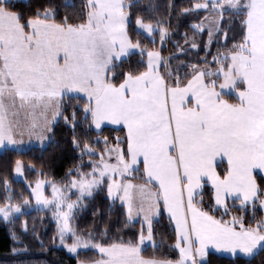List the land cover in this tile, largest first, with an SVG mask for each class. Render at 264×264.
<instances>
[{
  "label": "snow or ice",
  "instance_id": "6c2138e0",
  "mask_svg": "<svg viewBox=\"0 0 264 264\" xmlns=\"http://www.w3.org/2000/svg\"><path fill=\"white\" fill-rule=\"evenodd\" d=\"M136 6L137 0H85L75 21L68 14L58 21L51 0L36 7L30 0H0V149L20 151L25 137L43 146L59 118L71 128L81 162L88 157L87 167L69 169L66 183L42 179L46 174L37 171L34 184L27 183L31 199L21 195L16 201L4 178L8 194L0 219L14 222L33 202L37 211L51 209L59 242L77 264H209V249L250 261L264 252V218L255 219L257 206L264 209V0H202L181 9L214 14L191 25L194 34L207 27L205 50L214 34L225 40L211 62L189 63L183 74L171 70L159 50L133 40L130 17ZM29 7L31 12L23 10ZM63 7L75 4L64 0ZM225 13L242 25L231 47L221 23ZM134 22L152 44L157 33L165 41L163 21L136 14ZM190 47L198 48L195 35ZM133 55L140 58L135 66ZM65 98L80 104L70 116L64 114ZM81 123L98 134L92 143L81 144L76 132ZM108 125L123 137L101 135ZM14 172L26 180L20 159ZM104 190L125 208V227L138 219L135 239L101 241L73 226L85 199ZM233 209H251L253 221ZM165 213L174 225L170 247L176 258L145 257L142 245L151 241L158 247L153 224ZM22 227L28 230L27 221ZM88 249L97 255L81 260V250Z\"/></svg>",
  "mask_w": 264,
  "mask_h": 264
},
{
  "label": "trees",
  "instance_id": "16d2710c",
  "mask_svg": "<svg viewBox=\"0 0 264 264\" xmlns=\"http://www.w3.org/2000/svg\"><path fill=\"white\" fill-rule=\"evenodd\" d=\"M14 3L16 0L13 1ZM49 0H30L32 7L41 4H47ZM74 9H65L63 7L64 0H51L53 7L56 9L59 21L65 14H68L70 20L75 21V18L84 11L85 0H73ZM195 2L202 0H137V6L132 9L130 20V35L133 40H140L142 44L149 48H155L161 52L162 58L166 59L171 66V70L179 69L181 74L190 71L186 67L189 63H202L203 60L211 62L212 56L219 50H224L223 45L225 40L222 34H215L214 39L205 50V44L208 41L207 29L203 33L194 34L191 25L198 23L205 15L213 16V13H206L203 10L192 11L188 14H182L181 9L191 8ZM149 6H152L150 8ZM32 7L23 9L26 12H31ZM139 14L145 20L151 19L154 22L161 20L168 28V34L165 41L161 42L159 34L155 35L156 43L152 44L151 40L145 34H138L135 25V15ZM222 26L227 30V47H231L234 41H239L242 36V25L238 17H230L225 13ZM185 34L189 37L188 42H185ZM195 35L198 44L197 49L190 47L191 38ZM219 36V42L216 37ZM177 45L183 49L178 50ZM133 66L140 58L133 55L131 58ZM215 67L214 64L211 65ZM127 67V65H125ZM160 71L166 73V69L161 64ZM80 108L75 100L65 98L64 114H71L72 108ZM78 121H82L83 113L77 112ZM77 136L81 144L85 139L92 143L97 139L98 134L87 129L85 125L78 124ZM103 136H108L110 140L114 137H123L124 133L112 127H105ZM72 130L65 124L63 119H58L51 142L44 148L31 147L24 151L8 149L0 152V204L5 201V192L3 180L7 178L11 186V195L19 202L21 195L29 196L27 183L34 184L37 179V171L46 174L40 178H47L54 182L66 183L68 180L69 169L75 170V167L82 164L84 167L88 165V157L85 156L83 161L80 160L79 151L72 144ZM98 147H102L99 145ZM20 159L25 167L26 180L18 181L15 179L14 164L15 160ZM34 168L35 170H30ZM139 176L138 174H136ZM134 181L142 182L139 179ZM259 181V177H258ZM209 197L205 195V201ZM95 213V214H94ZM234 214L244 215L246 222L253 221V212L248 210L244 213L233 209ZM264 218V209L257 206L255 210V219ZM27 221L28 230L25 231L22 227V222ZM127 216L124 207L120 202H112L106 194V190L98 191L86 200L85 207L77 213L74 219V225L78 232L87 235L88 232H93L97 239L107 241L118 236H122L125 240L135 239L140 231L141 225L139 222L128 224ZM154 240L158 247L153 248L152 245L146 246L142 250L145 257L156 256L163 258H176V252L173 251L170 245L174 242V226L169 223L167 214L165 213L159 222L153 224ZM106 235H102L105 233ZM13 233L18 239H13ZM43 241V244H41ZM67 242L71 243V238H67ZM19 249L13 252L12 249ZM94 250H81L80 259H91L96 256ZM206 259L209 264H264V252H261L250 261L242 258H227L215 253H208ZM0 264H77V259L74 255L67 252L66 248L60 244L58 238L57 223L52 214L48 210L37 211L36 208H28L24 216H17L14 222L9 223L0 219Z\"/></svg>",
  "mask_w": 264,
  "mask_h": 264
},
{
  "label": "crops",
  "instance_id": "0c3cea01",
  "mask_svg": "<svg viewBox=\"0 0 264 264\" xmlns=\"http://www.w3.org/2000/svg\"><path fill=\"white\" fill-rule=\"evenodd\" d=\"M59 119V118H58ZM58 121V120H57ZM57 123V122H56ZM56 123L53 125V129H54V127H55V125H56ZM106 127H112V128H116V126H112V125H108V126H106ZM105 128V127H104ZM52 140V139H51ZM51 140L50 141H45L44 142V144H43V146H41L40 145V142H38V141H36L35 140V138H33L30 142L28 141V138L27 137H25V142H24V144L22 145V148H21V150L20 151H24V150H27V149H29V148H31V147H40V148H44V147H46L50 142H51ZM9 149H11V148H9ZM5 150H8V149H0V152H3V151H5ZM12 150H14V149H12ZM138 175H140L139 173H138ZM134 183H141V182H137V181H133ZM119 202V201H118ZM126 212V211H125ZM135 222V221H134ZM133 222V223H134ZM174 226V225H173ZM149 245H152V242L151 241H145V243H144V245H142V250L146 247V246H149ZM67 250V249H66ZM68 252V251H67ZM209 253H215V254H217V255H220V256H223V257H227V258H232V257H230L227 253H217L214 249H209ZM232 259H234V258H232Z\"/></svg>",
  "mask_w": 264,
  "mask_h": 264
},
{
  "label": "rangeland",
  "instance_id": "374dc122",
  "mask_svg": "<svg viewBox=\"0 0 264 264\" xmlns=\"http://www.w3.org/2000/svg\"><path fill=\"white\" fill-rule=\"evenodd\" d=\"M14 1V0H13ZM212 17V16H211ZM210 17V18H211ZM208 23V21H205V24H207ZM206 29H207V27H205ZM214 36H215V34H214ZM15 179L16 180H18V181H24V178L23 177H18V175L15 173ZM50 192H51V189L50 188H47L46 189V195H48V194H50ZM73 200H75L76 199V197H75V195H72V197H71ZM87 199H89V198H86L85 199V202H84V204L86 205V200ZM118 201V200H117ZM120 202V201H119ZM120 204H121V202H120ZM122 205V204H121ZM85 207V206H84ZM83 207V208H84ZM29 208H31V209H34V208H36V206H35V204H34V202H33V204H32V206L31 207H29ZM82 208V209H83ZM82 209H78V210H76L75 211V217H76V215H77V213L78 212H80ZM125 209V208H124ZM45 210H48V211H50L51 212V214H52V210L51 209H45ZM126 211V210H125ZM53 216V215H52ZM54 218V217H53ZM54 220H55V218H54ZM55 222H56V220H55ZM135 222H138V219L135 221ZM73 223V226L75 227V225H74V221L72 222ZM70 254V253H69ZM71 255H73V254H71Z\"/></svg>",
  "mask_w": 264,
  "mask_h": 264
}]
</instances>
